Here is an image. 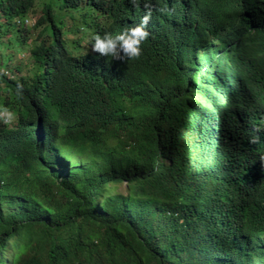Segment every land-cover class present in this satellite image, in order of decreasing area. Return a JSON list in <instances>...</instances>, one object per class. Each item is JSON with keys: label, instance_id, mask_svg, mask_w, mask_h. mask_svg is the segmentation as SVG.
<instances>
[{"label": "trees", "instance_id": "16d2710c", "mask_svg": "<svg viewBox=\"0 0 264 264\" xmlns=\"http://www.w3.org/2000/svg\"><path fill=\"white\" fill-rule=\"evenodd\" d=\"M146 10L138 58L90 50ZM0 29L33 62L0 67V264H264V0H0Z\"/></svg>", "mask_w": 264, "mask_h": 264}, {"label": "clouds", "instance_id": "9594fccd", "mask_svg": "<svg viewBox=\"0 0 264 264\" xmlns=\"http://www.w3.org/2000/svg\"><path fill=\"white\" fill-rule=\"evenodd\" d=\"M149 20L150 10H146L138 23L124 28L119 33L110 31H104L103 33L92 32L88 38L90 50L100 56L111 57V59L122 62L138 58L142 52V43L150 36L147 27ZM25 21L23 20V26H25ZM0 113H5L9 119L8 123H3L0 126L10 125L12 120L8 111L1 109ZM260 160L264 161V154L261 155Z\"/></svg>", "mask_w": 264, "mask_h": 264}, {"label": "rangeland", "instance_id": "374dc122", "mask_svg": "<svg viewBox=\"0 0 264 264\" xmlns=\"http://www.w3.org/2000/svg\"><path fill=\"white\" fill-rule=\"evenodd\" d=\"M39 12H41V9H40V1H39V5H38V8ZM30 21V25H33V21L31 19H27ZM1 30V29H0ZM3 30V29H2ZM34 41H31L29 43V47L30 49H32L34 47ZM9 59H11V65L10 67H8V69H4L5 72L8 71L10 74L8 75V77H11V78H18V76H15L12 74V70H13V67L14 66H21L23 71H22V75L23 76H26L27 75V64L28 63H33L32 62V58H31V55H30V52H23L21 50V48H15L14 50H12V52L8 53V49L7 47H5L2 43H0V67H4L5 65L9 64ZM3 63V64H2ZM13 78V79H14ZM1 110V108H0ZM117 192L119 193H123V194H126L127 193V190H126V186L125 185H120L117 187Z\"/></svg>", "mask_w": 264, "mask_h": 264}, {"label": "built area", "instance_id": "2783aa9c", "mask_svg": "<svg viewBox=\"0 0 264 264\" xmlns=\"http://www.w3.org/2000/svg\"><path fill=\"white\" fill-rule=\"evenodd\" d=\"M19 25H22V21L20 20L19 22ZM30 25V21L26 20L25 21V26H28ZM9 122V119L8 117L6 116L5 113H0V125L3 124V123H8Z\"/></svg>", "mask_w": 264, "mask_h": 264}, {"label": "bare ground", "instance_id": "6f19581e", "mask_svg": "<svg viewBox=\"0 0 264 264\" xmlns=\"http://www.w3.org/2000/svg\"><path fill=\"white\" fill-rule=\"evenodd\" d=\"M9 74V73H8Z\"/></svg>", "mask_w": 264, "mask_h": 264}]
</instances>
